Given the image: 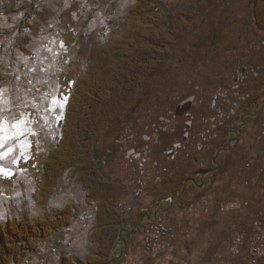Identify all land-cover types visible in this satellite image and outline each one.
Here are the masks:
<instances>
[{"label":"rangeland","instance_id":"rangeland-1","mask_svg":"<svg viewBox=\"0 0 264 264\" xmlns=\"http://www.w3.org/2000/svg\"><path fill=\"white\" fill-rule=\"evenodd\" d=\"M29 1L35 7L32 12L22 9L19 0H0V221L21 218L27 212L45 216L49 213L48 209L64 210L69 206H75L80 214L75 216L70 228L42 242L39 250L20 264H61L62 256L75 261L96 258L101 249L98 244L101 226H105V233L112 237L108 243L102 237L108 245L106 249L114 251L117 258L110 264H169L176 258L177 264H256L251 254L264 244L260 223L263 216L253 217L252 213L264 206V201H254L255 186L251 188L249 205L245 206L242 201L240 205L232 203L228 209L219 205L211 211L214 199H206L200 206V213L190 220L193 232L187 227L180 229L176 226L168 230L167 237H164L163 231L159 232L162 219L165 222L163 226H168L164 214H155L154 206H149L150 213L139 219L136 210L146 205L145 197L160 199L159 194H153L148 189L151 185L138 192V178L149 182L154 177L143 174L140 169L134 172L128 164L135 160L124 156L123 152L116 158L105 159V163L100 156L99 145L94 152L96 160L93 158L91 145L92 161L88 165L79 164L84 170L98 171L103 177L101 184L92 177L91 182L96 188L94 191L84 190L73 179L71 167L60 171L56 168V176H49L46 168L48 165L55 166L57 161L53 158V153L58 151L55 146L69 136L64 115L68 98L74 96L76 82L69 74L76 71L79 65L83 68L87 62V56L82 57L80 51L84 45L86 50L95 44L107 47L114 42L119 45L120 38L115 37L123 32L126 23L121 21L137 0ZM28 3L25 2L26 5ZM156 3L158 5L152 19L145 23L150 30L159 31L158 36L165 37L160 47L163 54L157 64L139 78L140 82L135 83L132 91L128 92L129 89L124 86L126 81L120 80L105 92L108 97L104 94V97L97 99L101 106L104 104L111 108L113 123L121 117L127 121L138 119L133 113L132 103L142 84L147 88L154 86L152 94L163 99L161 103L157 101L152 106H144L142 111L144 120L150 119L154 125L163 115L161 105L183 93L184 71L191 74L199 69L200 85L204 77L213 73L228 79L230 70L219 69L218 62L222 57L210 53L216 61L212 65L213 57L204 56L207 46L201 39L228 22L241 21L235 8H247L246 0H156ZM254 3L264 9V0H254ZM253 11L257 13L258 8L253 6ZM26 16L32 17L29 22L33 23V27L18 38ZM257 23L264 29L263 22ZM134 24L140 27L143 22ZM229 30L235 31L236 28ZM81 32L85 35L81 36ZM69 39H72L70 43L67 42ZM197 44L202 45L201 53L194 52ZM251 55L250 58L256 56ZM250 58L249 65L254 64L252 61L255 59ZM66 68L68 75L63 84L60 77ZM255 70L252 78L242 72L244 76L241 82L251 83L255 78L264 80V70L256 65ZM230 77V82H236L235 72L231 71ZM165 79L169 88L161 83ZM229 92H232L230 88ZM175 106L176 103L172 105L173 108ZM129 125L133 128L135 123L130 122ZM147 129L148 126H145L144 131ZM165 133L177 135L176 129L166 130ZM106 136L110 141V135ZM88 174L93 176L92 173ZM162 176L165 177L164 174ZM49 184L59 187L52 198L48 196ZM100 188L103 189L98 192ZM244 189L231 190L229 194L239 195ZM101 195L105 197L104 208L110 210L109 215L104 213ZM42 199L48 203V207L43 208ZM111 206L118 212L112 211ZM223 210L230 211V215L222 214ZM249 211L251 218L246 215ZM119 220L122 230L118 229ZM113 232L115 236H112ZM209 237L210 240L206 242ZM186 238L194 241L196 247L203 241L205 244L197 249L191 244L192 255H189ZM243 242L247 246L242 257L235 248L236 244ZM163 243L168 245L163 246ZM147 249H151L150 253ZM122 251L124 254L119 257ZM257 254L263 256L264 264V248ZM192 256L195 258L190 259Z\"/></svg>","mask_w":264,"mask_h":264},{"label":"flooded vegetation","instance_id":"flooded-vegetation-1","mask_svg":"<svg viewBox=\"0 0 264 264\" xmlns=\"http://www.w3.org/2000/svg\"><path fill=\"white\" fill-rule=\"evenodd\" d=\"M246 3L247 8H235L241 21L228 22L201 39L207 46L204 56L217 53L222 57L218 62L219 69L235 72L236 82L229 81L230 73L228 79L213 73L204 77L200 85L199 69L191 74L184 71L183 93L161 105L163 115L154 125L150 119L144 120L142 111L144 106H152L157 101L161 103L163 99L152 94L154 86L147 88L142 84L132 103L133 113L138 119L127 121L121 117L108 133L110 141L101 140L98 143L105 163V159L116 158L123 152L124 156L135 160L128 164L134 172L140 169L143 174L154 177L149 182L138 178V192L151 185L148 189L153 194H159L160 199L145 197L146 205L136 210L139 219L150 213L149 206H154L155 214H164L168 226H163L165 222L162 219L164 224L161 223L159 229L164 237H167L168 230L176 226L180 229L187 227L193 232L190 220L200 213V206L206 199H214L211 211L219 205L228 209L232 203L240 205L242 201L246 206L252 197L251 188L255 186L254 201H264V80L255 78L251 83L241 82L243 74L249 78L256 74L255 65L264 70V29L257 23L264 22V9L257 6L254 0H246ZM253 6L258 8L257 13H254ZM231 27L236 30H229ZM195 48L196 53L203 51L201 44ZM251 54L256 56L250 58ZM211 57L214 65L216 61L214 56ZM248 58L255 59L252 61L255 65H249ZM166 80L161 83L169 88ZM174 103L175 108L172 107ZM130 122L135 123L134 130V127L130 128ZM145 126H148L146 131ZM172 129H176L177 135H166V130ZM240 188L245 189L239 195L229 194V191ZM229 212L223 210L222 214L229 216ZM252 214L253 217H264V206ZM246 215L251 218L250 211ZM263 217H260L261 235H264ZM241 225L245 226L243 222ZM209 240L210 237L206 242ZM186 243L187 252L192 255L191 244L194 241L186 238ZM204 244L203 241L199 246ZM236 245L235 249L242 255L246 243ZM199 246L195 245V249ZM263 248L264 244L251 254L254 263L262 264L263 256H258L257 252ZM193 258L195 256L190 259ZM176 261L178 263L177 258L169 264H177Z\"/></svg>","mask_w":264,"mask_h":264},{"label":"trees","instance_id":"trees-1","mask_svg":"<svg viewBox=\"0 0 264 264\" xmlns=\"http://www.w3.org/2000/svg\"><path fill=\"white\" fill-rule=\"evenodd\" d=\"M26 1L29 2L27 5L25 4ZM19 3L22 9L31 12L35 8L29 0H19ZM157 5L156 0H137L136 4L128 10L125 19L121 21L126 23L123 32L117 33L115 37V39L120 38L119 45L114 42L107 47L102 44H95L86 50L83 44L84 47L80 52L82 57L87 56V62L83 64V68L79 65L76 71L69 74L70 76L73 75L76 81L74 85L75 92H73L74 98L70 97L65 117L69 136L55 148L58 150L53 153V158L57 160L55 166L50 167L48 165L46 168L50 177L56 176V168L60 171L62 168L68 169V167H71L70 170L74 174L73 179L78 180V184L84 190H88V192L96 190L95 184L91 182L92 177L98 184L102 183L103 177L98 171L84 170L79 164L88 165V162L92 161L90 157L91 145L94 158L96 146L101 140H107L106 135L116 124L112 122L111 108L105 107L104 104L101 106L97 99L104 97V94L108 97V93L105 92L120 80L126 81L124 86L127 90L129 89L128 92L132 91L139 78L144 76L159 61L163 54V49L160 47L163 46L165 37L158 36L160 32L150 30L145 23L152 19ZM29 19H32V17L26 16L23 19L24 26L18 38L22 37L23 32L33 27V23L29 22ZM135 22H143V24L138 27L134 24ZM80 35H85V33L81 32ZM70 41L72 39L67 40L68 43ZM132 71L134 72L131 74ZM67 72L68 68L61 72L60 80L63 84L65 77L68 75ZM120 104L124 105L123 102H120ZM46 164H48V161ZM88 173H92L93 176ZM49 189L50 194L48 196L52 198L53 192L55 195V189L58 191L59 187L49 184ZM102 189H98V192H101ZM41 203L43 208L48 207V203L43 199ZM101 204L103 210H105L103 212L109 215L110 210L104 208L106 203L105 197L102 195ZM111 208L112 211L116 210L113 206ZM48 211L49 213L45 216L33 215L31 212H27L21 218L0 222V264H20L27 261L33 253L39 250L42 242L60 233L62 234L70 228L75 216L79 213L75 206H69L64 210L48 209ZM119 218L120 216L117 217V219ZM117 224L118 229L122 230L121 220L117 221ZM104 228L105 226H101L99 228L101 231H98V233H101V236L98 235V244L101 246L97 253L98 257L89 261H75L67 256H62L61 264H110L116 260V254L114 251L106 249L108 245L102 239V237H105L107 243L108 240L112 239V237L107 236L105 233L107 229L104 230ZM112 236H115L114 232ZM150 251L151 249H148L147 252L150 253ZM120 254L123 255L124 252H120L118 256Z\"/></svg>","mask_w":264,"mask_h":264}]
</instances>
